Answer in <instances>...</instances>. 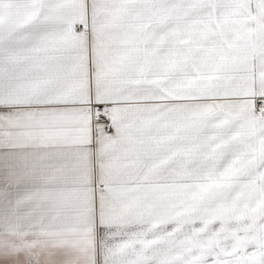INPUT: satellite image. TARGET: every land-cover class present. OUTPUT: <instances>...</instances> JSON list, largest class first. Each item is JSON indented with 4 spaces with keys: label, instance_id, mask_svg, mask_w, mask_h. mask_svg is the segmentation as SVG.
<instances>
[{
    "label": "snow or ice",
    "instance_id": "6c2138e0",
    "mask_svg": "<svg viewBox=\"0 0 264 264\" xmlns=\"http://www.w3.org/2000/svg\"><path fill=\"white\" fill-rule=\"evenodd\" d=\"M0 264H264V0H0Z\"/></svg>",
    "mask_w": 264,
    "mask_h": 264
}]
</instances>
